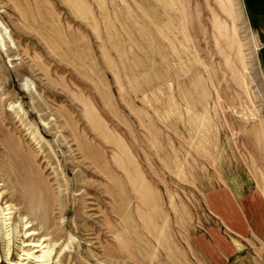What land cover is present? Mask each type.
<instances>
[{
  "label": "rangeland",
  "instance_id": "374dc122",
  "mask_svg": "<svg viewBox=\"0 0 264 264\" xmlns=\"http://www.w3.org/2000/svg\"><path fill=\"white\" fill-rule=\"evenodd\" d=\"M251 1L0 0V264H264Z\"/></svg>",
  "mask_w": 264,
  "mask_h": 264
},
{
  "label": "crops",
  "instance_id": "0c3cea01",
  "mask_svg": "<svg viewBox=\"0 0 264 264\" xmlns=\"http://www.w3.org/2000/svg\"><path fill=\"white\" fill-rule=\"evenodd\" d=\"M247 7L249 8V12H252V1L251 0H246ZM253 201L255 204L253 207H250L248 204L249 198L245 201H243L242 206L244 208L246 217H247V222L249 224V229L253 233V237L255 239V242H257V245H260L261 247H264V202L263 199L258 195H253ZM260 201V202H259ZM252 206V205H251ZM263 209V211H262ZM253 239V240H254ZM239 246V244H237ZM255 262H258L259 260L257 259L258 256H262V252L259 251L255 253Z\"/></svg>",
  "mask_w": 264,
  "mask_h": 264
},
{
  "label": "bare ground",
  "instance_id": "6f19581e",
  "mask_svg": "<svg viewBox=\"0 0 264 264\" xmlns=\"http://www.w3.org/2000/svg\"><path fill=\"white\" fill-rule=\"evenodd\" d=\"M0 35L2 36V42H3V40L5 39V38H8V39H10V36H9V34H8V32L6 31V29L4 28V32H3V34L2 33H0ZM9 41H11L12 42V40H9ZM2 143V142H1ZM14 143H16V142H14ZM7 144V143H6ZM16 145V144H15ZM5 146V145H4ZM12 146V145H11ZM0 147H1V145H0ZM8 148V147H7ZM2 150V149H1ZM21 150V149H20ZM2 152H4V151H2ZM9 153H10V151H9ZM6 154H8V152H6ZM1 156V155H0ZM3 157V156H2ZM15 157V156H14ZM28 157V156H27ZM12 158H13V156H12ZM11 158V159H12ZM1 159V161L3 160V158H0ZM15 159V158H14ZM4 161V160H3ZM8 161V160H7ZM6 161V162H7ZM5 162V163H6ZM15 162V161H14ZM24 163V162H23ZM7 165V164H6ZM6 165H5V167L3 166V164H2V166H3V168L4 169H7L6 168ZM30 166V165H29ZM11 168V167H10ZM24 169V168H23ZM23 169H21V170H23ZM8 170V169H7ZM11 170V169H10ZM9 170V171H10ZM20 169H19V171H21ZM24 172V171H23ZM25 181V180H24ZM33 182V181H32ZM26 183V182H25ZM35 188V187H34ZM21 199V198H20ZM31 200V199H30ZM0 214H2V209H1V207H0ZM26 225V224H25ZM25 229V228H24ZM23 229V230H24ZM16 235V234H15ZM12 238V237H11ZM6 239V238H4L3 237V233L1 232V234H0V239L1 240H6V244H7V248H4L3 250H4V256H5V259H6V261H9V252H10V244L12 243V241H13V239ZM45 240L46 239H42V242L41 241H36V242H34V243H36V244H34L31 248H38V247H41L40 249H43V248H46L47 247V245L46 244H44L45 243ZM44 244V245H43ZM43 245V246H42ZM48 254H50V250L48 249V250H45V251H42V254L41 255H39V256H34L33 255V252H31V253H25V255H26V260L27 261H24V262H18V264H29V261L30 260H34L35 261V263H38V262H44L45 261V257L48 255ZM10 262V261H9Z\"/></svg>",
  "mask_w": 264,
  "mask_h": 264
}]
</instances>
